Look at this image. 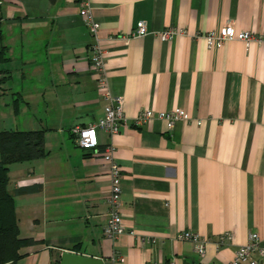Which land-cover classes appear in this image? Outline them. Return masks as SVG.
<instances>
[{
  "label": "crops",
  "instance_id": "crops-1",
  "mask_svg": "<svg viewBox=\"0 0 264 264\" xmlns=\"http://www.w3.org/2000/svg\"><path fill=\"white\" fill-rule=\"evenodd\" d=\"M78 5L0 0V129L42 128L46 150L8 164V188L30 187L14 195L19 233L36 240L13 264H52L64 250L108 264H220L250 231L264 237V41L208 47L203 37L225 23L264 32V0H91L108 89L125 117L116 132L98 131L97 149L111 142L120 169L124 230L113 239L102 233L106 162L70 130L96 121L107 101ZM138 19L147 32L129 35ZM169 26L184 32L160 40ZM177 107L184 117L170 126L156 116ZM144 108L152 117L133 124ZM185 229L208 239L201 257L176 237Z\"/></svg>",
  "mask_w": 264,
  "mask_h": 264
},
{
  "label": "built area",
  "instance_id": "built-area-1",
  "mask_svg": "<svg viewBox=\"0 0 264 264\" xmlns=\"http://www.w3.org/2000/svg\"><path fill=\"white\" fill-rule=\"evenodd\" d=\"M78 13L83 24L87 27L91 41L89 43L90 55L89 62L95 73L97 85L101 94L107 98L103 105V114L94 122L85 125L74 124L70 127L74 134L76 144L83 148L98 150L99 145L98 131L107 134L114 133L118 130V125L125 120L121 109V96L112 95L109 92L107 80L103 67V51L98 43L97 27L98 21L91 12V0H78ZM147 32L146 24L143 19H138L129 35L141 36ZM184 32L182 28L169 26L158 32L160 40L171 38L175 33ZM206 45L208 47H218L224 40L237 39L248 47L252 43L264 41V32H254L248 29H235L230 23L219 25L203 33ZM153 115L151 108H144L137 112L131 120L133 124H140L151 118ZM156 116L167 120L170 126L173 120L184 117V110L177 107L170 110H158ZM114 146L111 142H103L101 149L98 150L99 157L106 162V173L109 180V191L106 200V219L102 226V233L107 238L113 239L118 233L124 230L119 214L120 205V169L119 164L113 156ZM176 237L179 239H188L192 242L194 250L201 257L204 254L205 243L207 238L200 236L192 230L178 231ZM229 237L228 232L220 233L214 244L219 247ZM256 254V256L254 255ZM264 256V237H259L255 231H250L247 239L239 244L233 252L232 257L220 264H261V257ZM111 259L122 260V254L114 250Z\"/></svg>",
  "mask_w": 264,
  "mask_h": 264
},
{
  "label": "trees",
  "instance_id": "trees-1",
  "mask_svg": "<svg viewBox=\"0 0 264 264\" xmlns=\"http://www.w3.org/2000/svg\"><path fill=\"white\" fill-rule=\"evenodd\" d=\"M5 46L0 45V61L6 59ZM4 76H0V83ZM16 106L14 105V111ZM44 129H0V264H13L25 245L36 242L31 236H21L14 208V195L29 191L30 187L8 188V164L46 154L43 146ZM54 260L52 264H57ZM108 264V262H103Z\"/></svg>",
  "mask_w": 264,
  "mask_h": 264
},
{
  "label": "water",
  "instance_id": "water-1",
  "mask_svg": "<svg viewBox=\"0 0 264 264\" xmlns=\"http://www.w3.org/2000/svg\"><path fill=\"white\" fill-rule=\"evenodd\" d=\"M57 264H103V261L100 256L64 250L60 253Z\"/></svg>",
  "mask_w": 264,
  "mask_h": 264
}]
</instances>
